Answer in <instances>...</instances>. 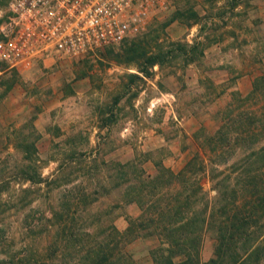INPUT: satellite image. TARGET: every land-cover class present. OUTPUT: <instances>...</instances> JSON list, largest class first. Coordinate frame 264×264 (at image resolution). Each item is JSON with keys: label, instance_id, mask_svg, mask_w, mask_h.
Listing matches in <instances>:
<instances>
[{"label": "rangeland", "instance_id": "obj_1", "mask_svg": "<svg viewBox=\"0 0 264 264\" xmlns=\"http://www.w3.org/2000/svg\"><path fill=\"white\" fill-rule=\"evenodd\" d=\"M263 147L264 0H165L120 42L7 70L0 264H167L177 246L160 214L179 233L205 204L227 210L264 180ZM163 167L183 174L161 184ZM178 191L181 210L167 207ZM263 232L230 243L225 264H264ZM215 245L205 225L200 264Z\"/></svg>", "mask_w": 264, "mask_h": 264}, {"label": "built area", "instance_id": "obj_2", "mask_svg": "<svg viewBox=\"0 0 264 264\" xmlns=\"http://www.w3.org/2000/svg\"><path fill=\"white\" fill-rule=\"evenodd\" d=\"M165 0H6L0 74L51 53L82 55L142 29Z\"/></svg>", "mask_w": 264, "mask_h": 264}, {"label": "trees", "instance_id": "obj_3", "mask_svg": "<svg viewBox=\"0 0 264 264\" xmlns=\"http://www.w3.org/2000/svg\"><path fill=\"white\" fill-rule=\"evenodd\" d=\"M155 62H157V59L155 58H151V60L149 61V63L151 64ZM139 69L144 73L147 71V69L143 67H140ZM262 156L264 157V147L262 150ZM23 158L25 160L31 161L32 155L25 153L23 154ZM182 170L183 167L176 171L169 167H163V172L161 174L162 179L159 180V182L161 184L165 183L167 185L175 184L177 179H179L178 176L183 174L181 173ZM23 171H25L24 178L26 180L29 179L34 183L44 180V177L40 172H38V170L35 172V174H28L26 169H23ZM262 173H264V167L262 168ZM259 186L256 184L245 185L240 192L241 199L233 200L227 206V210L222 209L221 206H214L210 209L209 212L208 204L197 208L196 211L194 210L195 212L193 216L192 214L184 216L186 217V221L182 220L183 222L180 228L187 229L179 233H176V231L172 232V230L177 229V227H175L176 222L174 223L172 221L173 219L163 222V216L160 214V219L157 220L162 224L163 230L166 229L168 234L171 233V235L174 237L173 242L175 246H177V250H174V252L169 256V259L166 260V263L182 264L185 260H187L191 264H200V262L198 261V244L200 241L201 230L205 225L213 228L216 236L214 255L205 264H225L223 258L226 255L228 245L236 240H248V234L255 233L256 241L262 229H264V180L259 182ZM181 198L182 194L180 191H178L172 202L168 203L167 207H177L178 210H181ZM134 199L135 198L133 197L130 200ZM137 201H139V198ZM197 212L199 215L197 214ZM178 219L180 218L178 217ZM161 220L162 222H160ZM187 224L190 226L188 227ZM128 231H133V228L128 226ZM262 239L264 240V232L262 238L259 240L260 244L262 243ZM187 245H190L189 247L191 251L182 252L183 250L181 249H185ZM192 252L193 257H191ZM177 253H183L186 255V257H180L175 260L173 256L179 255ZM97 255L92 256L95 257ZM239 255L240 254L238 252H235L233 259L229 264H245L239 263L238 260H236Z\"/></svg>", "mask_w": 264, "mask_h": 264}]
</instances>
